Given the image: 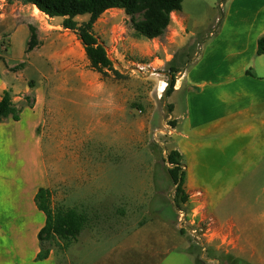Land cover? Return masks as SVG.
Masks as SVG:
<instances>
[{"label": "rangeland", "instance_id": "1", "mask_svg": "<svg viewBox=\"0 0 264 264\" xmlns=\"http://www.w3.org/2000/svg\"><path fill=\"white\" fill-rule=\"evenodd\" d=\"M223 2L183 0L188 36L179 44L172 19L152 42L133 37L122 10L105 11L92 32L115 75L91 69L60 18L22 11L33 14L26 19L37 44L13 67L29 86L13 104L34 107L35 122L43 118L32 131L43 138L51 212L72 209L86 218L75 240L43 242L60 249L57 256L70 264H264V129L252 136L236 125H177L174 132L169 94L161 89L172 69L182 71L198 53ZM4 61L0 67L18 63ZM181 140L186 201L166 162L171 150L181 152Z\"/></svg>", "mask_w": 264, "mask_h": 264}, {"label": "crops", "instance_id": "2", "mask_svg": "<svg viewBox=\"0 0 264 264\" xmlns=\"http://www.w3.org/2000/svg\"><path fill=\"white\" fill-rule=\"evenodd\" d=\"M221 4V15L203 37L198 53L185 69H175L169 93V118L176 121L174 132L177 125L188 130L236 125L242 134L252 136L264 129V57L256 51L257 40L264 35V0H224ZM25 9L51 21L56 18L47 17L30 4L0 0V26L5 28L0 31V60L18 62L0 67V99L8 92L14 104L29 90L22 74L13 69L27 55L26 18L33 14L24 16ZM180 13H171L178 27L173 31L180 37L178 44L188 36ZM33 109L20 107L17 121L10 117L0 121V264H70L56 255L60 249H50L45 259H36L40 251L37 235L45 215L36 207L34 197L39 188H46V152L42 136L32 131L43 122L42 116L41 121L32 120ZM181 137L186 140L189 135L183 132ZM184 140L180 142L182 158ZM94 217L89 230L94 228Z\"/></svg>", "mask_w": 264, "mask_h": 264}, {"label": "trees", "instance_id": "3", "mask_svg": "<svg viewBox=\"0 0 264 264\" xmlns=\"http://www.w3.org/2000/svg\"><path fill=\"white\" fill-rule=\"evenodd\" d=\"M12 2L15 0H7ZM22 4L33 5L40 13L49 18H61L60 26L74 33L81 43L84 54L91 69L101 75L107 72L115 75L113 63L110 60L104 45L93 34V25L97 19L107 10L119 9L129 17L133 37L136 39L151 40L160 38L171 21V13L179 11L183 0H17ZM87 15V20L78 22L76 17ZM29 40L25 52H29L37 44L36 29L28 25ZM257 54L264 57V35L257 40ZM166 83L164 93L169 94L174 84V72L171 70ZM20 109L12 102L8 92L0 99V121L10 117L14 121L19 119ZM171 166L168 173L175 186V192L181 196L182 201L186 197L182 195V186L185 173L180 163V154L177 150H171L166 158ZM36 207L45 215V224L38 232L37 238L40 245L36 259H45L50 251L49 246H43V242L58 241L60 239L75 240L83 229L86 218L75 210L56 209L51 212L49 207V191L39 188L35 194ZM66 241L65 245L68 244Z\"/></svg>", "mask_w": 264, "mask_h": 264}, {"label": "bare ground", "instance_id": "4", "mask_svg": "<svg viewBox=\"0 0 264 264\" xmlns=\"http://www.w3.org/2000/svg\"><path fill=\"white\" fill-rule=\"evenodd\" d=\"M165 86H166V84L163 83V86H162V88H161L163 91L165 90ZM162 90H161V91H162Z\"/></svg>", "mask_w": 264, "mask_h": 264}, {"label": "built area", "instance_id": "5", "mask_svg": "<svg viewBox=\"0 0 264 264\" xmlns=\"http://www.w3.org/2000/svg\"><path fill=\"white\" fill-rule=\"evenodd\" d=\"M161 91V90H160ZM162 92V91H161Z\"/></svg>", "mask_w": 264, "mask_h": 264}]
</instances>
